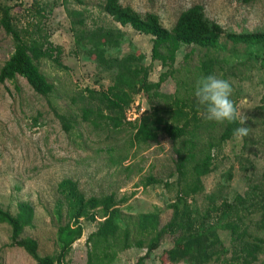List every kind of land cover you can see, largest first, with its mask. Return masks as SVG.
<instances>
[{
    "label": "rangeland",
    "instance_id": "1",
    "mask_svg": "<svg viewBox=\"0 0 264 264\" xmlns=\"http://www.w3.org/2000/svg\"><path fill=\"white\" fill-rule=\"evenodd\" d=\"M104 1L0 0V8H11L12 21L25 37L45 36L54 47L60 48V65L48 59L37 61L47 81L54 86L49 96L36 94L19 76L0 84V208L15 214L18 203L32 206V225L24 228L22 238L35 240L41 256L55 255L60 249L57 237L60 224L54 209L63 200L58 185L64 179L76 182L87 198L113 194L122 220L132 231L133 241L137 239L134 225L138 216L157 211L161 226L165 225L172 217L170 205L176 202L185 185L176 171L175 147L169 138L160 133L156 143L137 144L132 128L126 124L164 108L172 100L152 92L133 95L125 111V122L118 128L96 119V113L89 121L82 118L85 107L97 104L88 90L106 91L115 79V71L100 60L99 52L89 42L102 43L100 48L106 58L141 55L142 64L150 66L149 82H157L167 70L151 59V37L114 22L103 11ZM120 3L142 14H157L167 29L181 12L200 5L207 18L226 32L264 33V0L249 5L239 0H120ZM99 30L112 32L116 41H101ZM118 31L120 38L116 37ZM13 49L11 36L0 27V68ZM204 62L211 63V74L230 81L232 99L246 117L243 126L248 127V134L244 138L234 135L221 143L219 138L225 124L209 122L203 111L199 113L203 117L200 147L206 150L209 144L213 146V161L210 173L200 178L199 189L191 192L186 202L193 217L214 226L222 243L213 248L215 254L208 264H226L224 261H229L233 250L231 236L229 230L220 226L224 218L220 220L215 207L223 202L239 204L238 197L243 198L246 201L243 207L249 212H242L241 229L247 230V240H262V251L253 263L261 264L264 227L262 211L256 204L264 192V45L236 44L222 36L215 49L182 46L173 66L175 72L162 83L160 93L180 97L185 111L190 112L194 81L201 75ZM56 114L70 120V132L66 133ZM190 175L187 184L194 179ZM150 177L157 183L145 186ZM100 221L81 220L83 235L73 244L65 264H87L90 247L87 239ZM65 222L63 216L62 223ZM9 244L10 229L0 223V264H36L23 249ZM173 249V237L165 236L143 263L186 264L173 254ZM116 251V254L106 251L112 260L110 264H135L146 253L135 246Z\"/></svg>",
    "mask_w": 264,
    "mask_h": 264
},
{
    "label": "trees",
    "instance_id": "2",
    "mask_svg": "<svg viewBox=\"0 0 264 264\" xmlns=\"http://www.w3.org/2000/svg\"><path fill=\"white\" fill-rule=\"evenodd\" d=\"M239 1L245 5L255 2V0ZM10 11L11 8L8 6L0 8V27L11 36L14 44L12 54L0 68V84L13 81L19 76L26 80L36 94L47 97L53 93L54 86L47 81L37 61L48 59L60 65L58 62L60 48L54 47L45 36L25 37L23 31L21 32L14 25ZM103 11L120 26L130 27L139 34L150 36L151 59L160 62L167 70L160 74L157 82H149L150 66L146 67L142 64L141 55L128 54L120 59L106 58L100 48L102 43L89 42V46H93L94 51L99 52L100 60L115 71V79L106 91L88 90L91 98L95 97L97 104L85 107L82 118L84 121H89L96 113V119L106 120L113 127L118 128L125 122V111L132 102L133 95L152 92L162 99L172 100L164 108L154 109L151 114L143 115L137 122H126V124L132 128L133 140L137 144L156 143L160 133L169 138L175 147L176 171L180 181L185 185L180 190L176 202L170 205L172 217L165 225L161 226L157 211L138 216L134 225L137 239L133 241L132 231L122 220L121 211L116 206L113 194L87 198L80 192L76 182L64 179L58 185L63 200L59 201L54 209V215L60 224L57 229L60 248L57 254L41 256L35 240L22 238L24 228L32 225L34 216L32 206L25 202L17 204L15 214L0 208V223L6 224L10 229L9 245L23 249L36 264H65L73 244L83 235L81 220L95 222L100 219L97 230L87 239L90 246L87 252V264H110L112 260L107 256V250L116 254L117 249L125 250L132 246L146 250L145 255L135 263L144 264L143 260L159 248L165 236L173 237L172 252L180 261L186 264H208L215 254L213 248L221 246L222 243L213 225L192 216L186 198L191 192L199 189L200 178L210 173L213 146L209 144L206 150L200 147L199 132L203 127V117L199 113L202 109L197 106L193 93L190 112H188L185 111V103L180 97H165L160 93V87L167 78L173 76L176 55L182 46L215 49L219 46L222 36H226L236 44L264 45V33L226 32L221 25L207 18L200 5H194L181 12L170 29L163 26L157 14L150 12L142 14L130 6L122 5L120 0H105ZM80 24L83 22L80 21ZM118 34L116 37L120 38L121 32L118 31ZM98 37H101V41H116L112 32L99 30ZM103 37L108 40H104ZM185 58H189V54H186ZM211 68L210 62H204L201 75L211 74ZM93 107L95 110L92 109ZM106 111L109 114H106ZM56 115L66 133L70 132L72 129L70 120L64 115ZM92 123L97 124L95 121ZM224 124L219 138L221 143L230 140L234 136V129L239 126L238 122ZM189 171L193 173L194 179L187 184ZM193 175H190V178ZM153 183H157V180L150 177L145 186ZM245 202L243 198L238 197L239 204L223 202L215 207V210L220 212V220L224 218L220 226L229 230L231 236L233 250L229 261H224L226 264H253L262 251V240H247V230L241 229L244 218L242 212L246 210L249 212V209L243 207ZM256 205L262 211L264 227V192ZM63 216L66 217L65 223H62ZM261 264H264V261Z\"/></svg>",
    "mask_w": 264,
    "mask_h": 264
},
{
    "label": "clouds",
    "instance_id": "3",
    "mask_svg": "<svg viewBox=\"0 0 264 264\" xmlns=\"http://www.w3.org/2000/svg\"><path fill=\"white\" fill-rule=\"evenodd\" d=\"M233 88L228 79L214 74L201 75L193 85V96L204 118L209 122L232 124L238 122L234 135L244 138L248 127L243 126L246 117L232 99Z\"/></svg>",
    "mask_w": 264,
    "mask_h": 264
}]
</instances>
